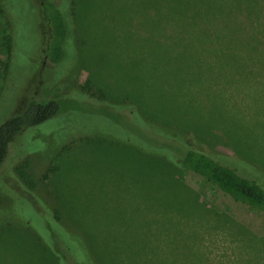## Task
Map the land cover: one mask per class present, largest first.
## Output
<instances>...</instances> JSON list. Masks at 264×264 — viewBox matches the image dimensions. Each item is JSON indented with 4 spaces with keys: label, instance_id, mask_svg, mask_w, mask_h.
Segmentation results:
<instances>
[{
    "label": "rangeland",
    "instance_id": "obj_1",
    "mask_svg": "<svg viewBox=\"0 0 264 264\" xmlns=\"http://www.w3.org/2000/svg\"><path fill=\"white\" fill-rule=\"evenodd\" d=\"M51 1L61 3L71 33L65 59L55 65L44 54L48 32L37 13L40 0H8L10 25L0 6V125L32 96L63 101L58 116L23 129L10 145L0 190L15 198L12 208H0V220L16 213L46 236L45 208H57L71 240L94 263L149 264L163 255L155 249L158 217L174 221L188 210L183 192L165 179L172 176L208 214L197 226L171 222V247L164 245L171 248V264H194L191 244L202 253L199 264H247L243 242L214 219L226 214L263 235L264 211L234 201L179 165L152 158L143 163L134 148L116 141L142 142V120L125 113L136 108L170 128L173 119L199 149L235 153L231 141L240 134L264 148V0ZM99 28L109 41L96 45L90 33ZM72 86L93 94L88 99ZM141 169L145 177L138 181L131 171ZM184 233L193 242L185 244ZM14 234L0 242V264H53L33 235Z\"/></svg>",
    "mask_w": 264,
    "mask_h": 264
},
{
    "label": "trees",
    "instance_id": "obj_2",
    "mask_svg": "<svg viewBox=\"0 0 264 264\" xmlns=\"http://www.w3.org/2000/svg\"><path fill=\"white\" fill-rule=\"evenodd\" d=\"M0 6L1 11L5 15L6 19L9 20L8 25H10L11 15L8 0H0ZM37 13L48 32L47 41L44 48L45 57L52 64H59L61 60L65 59L64 55L69 50L65 44L69 42V37L71 36L66 11L63 10L61 3L56 4L51 0H40ZM83 16H85V14ZM92 26H94V28L97 27V25L94 23ZM101 32V28H99V34H97L95 30H91L89 40H91L93 43L95 42L96 45L105 40L109 41L108 36L104 40V37L100 35ZM12 38L13 37L8 34V36L5 38L4 44L5 52L8 54L9 58L13 52ZM263 42L264 38L262 37L260 44H263ZM5 70H8L7 63L5 64ZM64 76L65 77L61 78L72 77L71 75ZM73 88H75V90L78 89L86 96V98L89 99L88 95H90L91 92L88 88ZM102 98L103 95L100 94L99 99ZM62 102V99L49 98L39 100L32 96L22 111L14 113L4 120V122L0 125V168L3 166L8 157L10 145L15 141L16 137L23 131V129L37 127L51 118L58 116L63 109ZM94 103L104 106V104H100L98 101ZM111 111H114L113 107H110L109 112ZM125 113L127 115L130 114L131 118L137 117L142 120L140 128L142 131L143 140L141 143H139L131 138H127L126 142H116L120 145L134 148L135 151L140 153L141 155H139L143 157V163L146 160L152 158L163 160L174 166L179 165L184 169L200 176L205 183L220 190L224 194L231 197L234 201L245 204L253 210L264 211L263 145H259L257 142H254V144H249L245 138H242L243 135L240 134L241 137L237 135L238 137H235L237 140L231 141L234 143L235 147H237V151L235 153L226 154L222 152L221 149L220 151H217L213 148L199 149L195 145L196 142L194 140L188 139V133L180 129V127L177 126L178 124H174L173 119H171V121H167L171 122L170 128L168 124L164 123L165 121L161 122L154 118L147 117L136 108H127ZM111 116L117 119L120 118L114 114H111ZM162 117L164 116L162 115ZM173 124L176 127H174ZM188 132L191 133L192 131ZM192 133L201 135L196 132ZM237 133L239 134V132ZM216 136L217 135L210 138H218V136ZM89 138L90 137L84 139ZM258 141L260 142V140ZM257 147L258 149H254ZM142 169H144V166ZM142 169L139 170V174L131 171V173L137 176L135 178L138 181L141 177H145L144 170ZM165 179L170 184L172 181V184L183 192L186 198V200L184 199V202H187L188 210L186 214L179 215L174 221L171 220V217H168L164 222L162 216L158 217L162 219L160 221L157 220V226H159L160 230L156 239V244L158 247L155 249L158 250L159 255H163L161 256V259L156 261L151 257V263L149 264H171V248H168V251L164 250V247L166 246L171 247V242L169 241V237L171 236V222H176L175 225H178L180 228L190 224L197 226V224L200 223L201 225V223L204 221L202 217L208 214L206 213L204 215V212L199 207L196 198L192 196L188 188L181 184L178 178L171 176L165 177ZM29 193L34 197L35 203L37 199L34 196L35 194L32 192ZM7 196V194H3L0 190V200L1 198H3L2 201H5V198L7 200L4 202L5 204H3L2 201L0 202V208L3 210L5 207L8 209L10 205L12 208L11 199L13 200L15 198L10 196V199L9 196ZM35 209L40 211L39 208L35 207ZM43 209L44 208H42V210ZM45 209L47 210L45 213H47V219L49 220V224L47 225L49 230L46 232V236L44 234H40L39 232L33 231L31 227L26 224L25 219L15 213L13 215L10 214L9 218L0 220V242L5 236L10 234L15 235L14 233L16 231L21 235H33L34 239L38 243L45 245L43 249L45 252H47L53 264H96V262L94 263L86 255L84 252L85 248L83 247V250L76 242V239L72 241L67 234L68 232L64 225L65 221L63 218V212L61 213V211H59L57 208H53V210L47 208ZM216 217L214 219V223L217 227L227 226L228 230H230L231 233L235 235V237H238V239L243 242L244 246L242 250L246 254L247 264H264V234L256 235L242 224H239L235 220L229 218V216L226 214L216 215ZM2 224H6L7 227L3 228L1 226ZM51 224H54V226ZM20 227H23V229ZM162 228L163 230L161 235ZM11 229L15 231L13 232ZM183 238L185 244H187V242L188 244L193 242V240L190 239V235L187 233H184ZM196 238L197 237L195 236V239ZM158 241L161 242V245H158ZM176 243L177 242H173V244ZM179 246L180 245H176L175 247ZM197 249L198 248H194L191 244V253L196 258L194 264H199L198 260H202L203 258L202 253L199 249L197 251ZM109 260L110 261H107L105 264H118L113 259ZM15 262L18 261L16 260Z\"/></svg>",
    "mask_w": 264,
    "mask_h": 264
}]
</instances>
